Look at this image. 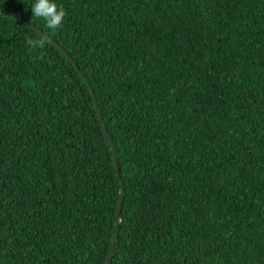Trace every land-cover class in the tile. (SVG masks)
Wrapping results in <instances>:
<instances>
[{"label":"trees","instance_id":"obj_1","mask_svg":"<svg viewBox=\"0 0 264 264\" xmlns=\"http://www.w3.org/2000/svg\"><path fill=\"white\" fill-rule=\"evenodd\" d=\"M32 2L0 0V264H107L85 77L111 264H264V0Z\"/></svg>","mask_w":264,"mask_h":264},{"label":"clouds","instance_id":"obj_2","mask_svg":"<svg viewBox=\"0 0 264 264\" xmlns=\"http://www.w3.org/2000/svg\"><path fill=\"white\" fill-rule=\"evenodd\" d=\"M32 17L42 18L50 30H58L62 27L66 17V10L57 0H33L31 4ZM33 46H43L42 41L29 40Z\"/></svg>","mask_w":264,"mask_h":264},{"label":"water","instance_id":"obj_3","mask_svg":"<svg viewBox=\"0 0 264 264\" xmlns=\"http://www.w3.org/2000/svg\"><path fill=\"white\" fill-rule=\"evenodd\" d=\"M6 15H9V14H6ZM9 16H11V15H9ZM13 17H14V16H13ZM14 18L18 19L17 17H14ZM21 21L24 22V23H26L27 25L31 26L32 28H35L36 30H38V32H40V33H44L42 29L37 28L36 26H34V25H32V24L26 22L25 20H21ZM44 35H45V37L48 38L53 44H55L58 48H60L63 52H65V53L68 55L67 51H66L65 49H63L62 46H60V45H59L55 40H53L48 34L44 33ZM68 56H69V55H68ZM71 60H72V61L74 62V64L78 67L76 61H75L73 58H71ZM78 68H79V67H78ZM81 74H82V73H81ZM82 76H84V75L82 74ZM85 80H86V82L88 83V85H89V87H90V89H91V91H92V94H93V96H94V98H95V103H96V107H97V109H98L99 115H100V117H101V119H102V122H103V124H104V126H105V129H106L107 135L109 136L110 141H111V143H112L113 152H114V158H115L116 167H117V172H118V176H119V178H120V180H121V195H120V202H119V207H118V212H117L116 231H115V235H114V239H113V244H112V247H111L110 255H109V258H108V261H107V264H111L112 259H113V255H114V251H115V245H116V242H117V239H118V235H119V224H120V220H121V208H122V204H123V200H124V195H125V185H124V182H123L122 179H121L120 172H119V169H118V168H119V164H118L117 152L115 151V147H114V144H113V140L111 139V136H110V133H109V131H108V129H107L106 123H105V121L103 120V117H102V114H101V110H100V107H99V103H98L97 98H96V96L94 95V92H93V90H92V88H91V86H90V84H89V81L87 80L86 77H85Z\"/></svg>","mask_w":264,"mask_h":264}]
</instances>
